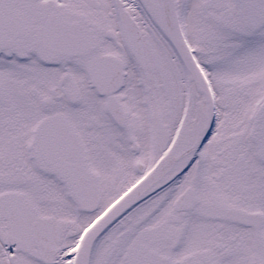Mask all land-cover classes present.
<instances>
[{"label":"snow or ice","instance_id":"6c2138e0","mask_svg":"<svg viewBox=\"0 0 264 264\" xmlns=\"http://www.w3.org/2000/svg\"><path fill=\"white\" fill-rule=\"evenodd\" d=\"M0 264H264V0H0Z\"/></svg>","mask_w":264,"mask_h":264}]
</instances>
